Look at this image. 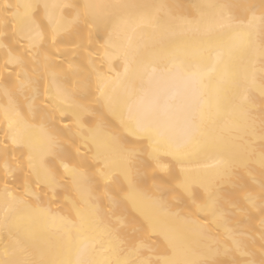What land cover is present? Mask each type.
<instances>
[{
	"label": "snow or ice",
	"instance_id": "snow-or-ice-1",
	"mask_svg": "<svg viewBox=\"0 0 264 264\" xmlns=\"http://www.w3.org/2000/svg\"><path fill=\"white\" fill-rule=\"evenodd\" d=\"M250 89L264 0H0V264H264L224 207L264 172Z\"/></svg>",
	"mask_w": 264,
	"mask_h": 264
},
{
	"label": "bare ground",
	"instance_id": "bare-ground-1",
	"mask_svg": "<svg viewBox=\"0 0 264 264\" xmlns=\"http://www.w3.org/2000/svg\"><path fill=\"white\" fill-rule=\"evenodd\" d=\"M101 4H112V3H122L128 5H140L150 3L151 0H98ZM181 3L187 4L190 0H180ZM233 2H241V0H233ZM130 11H135L130 9ZM245 58H250L252 53L250 51H245L242 54ZM119 69V64L115 65ZM251 65L249 66V71H251ZM257 77L260 74L257 72ZM250 104H261L264 103V98L257 95L254 90H249ZM264 111V109H262ZM256 114V113H254ZM177 121L182 119L181 114H177ZM257 148L262 147L257 144ZM252 176H249L246 172L240 171L236 175V183L239 185L237 190H232L231 188H225V211L228 213V218L231 221L232 226L237 230V232L245 234L247 237L244 243L248 246L249 250L259 257L264 253V240H261V235L264 234V229L260 227L257 223L259 220L260 212L256 211L255 207L251 203V198L246 196V194H252L260 199H264V192L261 191L260 184L264 182V172L261 170L252 168ZM158 180L162 183H167L166 178L163 175L157 176ZM23 174L21 173L16 180V184H22ZM110 222V218L105 216L101 220V225H107ZM92 242L95 244V249L93 255L102 250L105 246V239L101 235L90 234ZM220 260H226V257H219Z\"/></svg>",
	"mask_w": 264,
	"mask_h": 264
}]
</instances>
